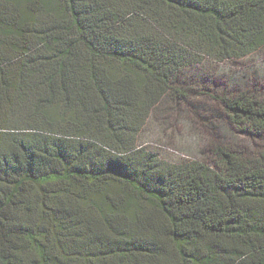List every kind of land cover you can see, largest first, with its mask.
Returning <instances> with one entry per match:
<instances>
[{
	"label": "trees",
	"instance_id": "obj_1",
	"mask_svg": "<svg viewBox=\"0 0 264 264\" xmlns=\"http://www.w3.org/2000/svg\"><path fill=\"white\" fill-rule=\"evenodd\" d=\"M133 17L162 41L120 38ZM263 48L264 0H0V264H264V150L138 143L185 69ZM214 101L264 139L263 96Z\"/></svg>",
	"mask_w": 264,
	"mask_h": 264
},
{
	"label": "rangeland",
	"instance_id": "obj_2",
	"mask_svg": "<svg viewBox=\"0 0 264 264\" xmlns=\"http://www.w3.org/2000/svg\"><path fill=\"white\" fill-rule=\"evenodd\" d=\"M118 32L122 39L149 36L162 41L154 27L140 18H130L118 28ZM200 62L179 75V81L183 83L184 100L172 101L166 97L141 127L138 143L151 149L160 159L173 164L206 160L204 152L207 153L211 142H221L242 152L264 150V139L251 140L234 132L221 107L214 101L216 97L238 91L259 93L264 97V48L241 60ZM5 119L0 118V122ZM10 126L25 129L37 127V122L17 117L11 120Z\"/></svg>",
	"mask_w": 264,
	"mask_h": 264
}]
</instances>
